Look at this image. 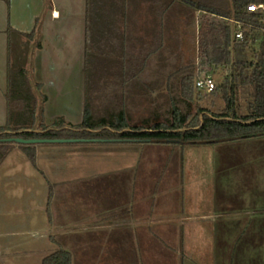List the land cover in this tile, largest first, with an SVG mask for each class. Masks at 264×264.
Masks as SVG:
<instances>
[{"label":"crops","instance_id":"obj_1","mask_svg":"<svg viewBox=\"0 0 264 264\" xmlns=\"http://www.w3.org/2000/svg\"><path fill=\"white\" fill-rule=\"evenodd\" d=\"M219 1L0 0V37L36 28L42 43L34 77L47 96L46 124L60 117L77 125L95 74L126 87L116 95L127 113L124 99L145 77L135 68L146 63L131 52L148 54L154 35L181 30L184 19L198 33L199 13L224 8ZM88 49L123 55L107 58L100 74L88 70L101 63L87 58ZM5 60L0 126L8 112L7 53ZM103 109L99 115L112 108ZM24 152L14 146L0 164V264H42L60 247L73 264H264V137L203 145L39 143L35 163ZM43 237L53 247L40 253Z\"/></svg>","mask_w":264,"mask_h":264},{"label":"trees","instance_id":"obj_2","mask_svg":"<svg viewBox=\"0 0 264 264\" xmlns=\"http://www.w3.org/2000/svg\"><path fill=\"white\" fill-rule=\"evenodd\" d=\"M183 1L192 6L196 5L193 0ZM262 1L264 0H231V9L207 6L203 8L208 13L233 17L244 22L243 29L252 33V38L233 39L232 27L225 21H201L199 24L198 55L202 63L214 69L227 70L222 83L218 85V90L222 91L226 101L221 112H211L199 105L194 106L196 77L194 65L190 64L180 67L168 76L171 91L176 84L179 90V96L172 98L168 115L155 111L131 126L129 115L124 109H110L103 115H96L89 102L90 90L87 82L82 122L77 125L67 124L60 118L53 126H48L43 110L47 96L40 94L39 99L27 69L18 61L20 57L15 53V44L10 42L6 91L7 122L0 126V138H106L118 142L203 145L264 137V25L255 14L246 10L248 3ZM35 35L36 28L24 36L32 38ZM37 47H41L40 42ZM98 54H104L106 58H122L123 55L110 50L101 53L87 50L88 59ZM147 55L136 56L145 61ZM144 70L141 67L135 68V75L138 76ZM35 86L36 89L42 87L40 83ZM238 89L246 100L247 111L242 113L237 107ZM199 94L200 92L197 95ZM15 145L0 142V164ZM18 145L35 163V145ZM50 196L51 194L49 199ZM47 209L49 212V201ZM42 264H73L72 255L60 247L47 255Z\"/></svg>","mask_w":264,"mask_h":264},{"label":"rangeland","instance_id":"obj_3","mask_svg":"<svg viewBox=\"0 0 264 264\" xmlns=\"http://www.w3.org/2000/svg\"><path fill=\"white\" fill-rule=\"evenodd\" d=\"M219 2H222V5L226 9L232 8L231 0H220ZM182 21H183L182 22L183 27H181V30L179 31L177 30V32H172V34L154 35L153 38L154 41L148 43L147 45L146 53H148V55L145 60L146 63L143 74L145 77L141 79V82L132 83L135 85V87L132 89L133 92H135V95H133L129 100L126 98L124 99V101L127 102L125 108L129 115L128 121L130 126L135 124L144 117L151 116L152 113L155 111L160 112V114L162 115H168V111L170 110L171 108L170 106L172 104L171 102L172 98L174 96L176 97L179 96L178 84H176V79L174 80L176 85H174L172 89L173 91H171V88L169 87V83H168V76L173 71L179 69L184 65L193 64L195 77L210 75L213 77V79L217 84L216 89L211 93H207L205 91L198 90L197 88H195L196 98L194 101V106L199 105L200 107L206 108L211 112H221L225 108L226 101L222 91L218 90V85L222 83L223 77L227 72V70L223 68L214 69L213 67L207 66L204 63H202L203 61L198 55L197 29L196 27L195 28L189 27L188 24L186 23V22L189 23V21L185 19ZM17 33L19 32L15 30L12 33V36L10 37L8 36V33L6 37L5 36L0 37V63L1 64L5 63L6 61L5 53H7V59H8L7 48L10 42H13L16 48L15 53L16 55H18V57H20L18 61L24 64L31 78V82L34 85L36 94L39 96V99H41L40 94H43L42 87L36 89L35 86L38 83V81L34 77L33 58L38 48L37 47L38 42L42 43V35L39 34L33 36L32 38H27ZM5 46H6V52H5ZM154 49H157V51H155ZM96 57L101 60V63L92 61L94 67L91 66L93 68L89 67V69L95 70L97 73L100 74H102L103 72H107L108 70L107 65L109 63L106 56H104V54L103 55L98 54V56ZM105 58L106 60L103 61V59ZM130 58H132L133 60H135V58L139 59V57H137L136 55L133 58L132 52ZM114 74H116V72ZM95 75L96 77L94 78L93 81H96L97 83L88 82L89 90H91V92L92 90L94 91L92 92V95L91 94L89 95V102L93 106V111L97 113V115H99L104 111L103 108H105V106L108 108H112L115 111H118L122 106L121 105L122 100L117 98L116 92L118 91L122 92L123 90L126 89V87L121 86L120 83L118 82L116 83L115 82L108 83L107 81L105 82L106 77H103L101 79L99 75L98 76L97 74ZM63 84L65 85V82H63ZM71 86H73V83L70 84V87ZM198 92H200L199 95H197ZM98 106L99 109L96 110ZM237 107H238V111L241 113L247 111L246 100L243 94H241L240 89H238L237 92ZM58 119H60V117L56 118L53 124ZM53 124L51 126H53ZM15 144L16 147H19L17 143ZM38 144L39 143L32 145L38 146ZM82 152L83 151L81 152L76 151V153H81V154ZM25 156L29 160L27 154H25ZM31 185L32 184H30L29 186ZM42 239L43 241L40 239L38 243V249L40 253L42 251L43 252L48 251L47 250L48 247H53V245L47 241L46 237H43Z\"/></svg>","mask_w":264,"mask_h":264},{"label":"built area","instance_id":"obj_4","mask_svg":"<svg viewBox=\"0 0 264 264\" xmlns=\"http://www.w3.org/2000/svg\"><path fill=\"white\" fill-rule=\"evenodd\" d=\"M246 10L248 12H251L255 14L259 21L264 25V1L262 2H251L246 5ZM199 13L198 15V20L205 21V22H210L213 20H218V21H225L229 23L232 27V38H239V39H244V38H252V33L249 30L243 29V25H245L244 22L239 21L233 17H222L218 16L216 14H211L207 12ZM195 87L198 90L205 91L207 93L213 92L217 84L215 80L213 79L212 76L210 75H204L202 77H196L195 79Z\"/></svg>","mask_w":264,"mask_h":264},{"label":"water","instance_id":"obj_5","mask_svg":"<svg viewBox=\"0 0 264 264\" xmlns=\"http://www.w3.org/2000/svg\"><path fill=\"white\" fill-rule=\"evenodd\" d=\"M115 139L106 138H23V137H6L0 138V142H10L17 144H37V143H77V142H108Z\"/></svg>","mask_w":264,"mask_h":264}]
</instances>
